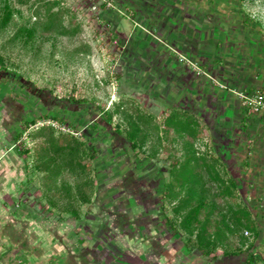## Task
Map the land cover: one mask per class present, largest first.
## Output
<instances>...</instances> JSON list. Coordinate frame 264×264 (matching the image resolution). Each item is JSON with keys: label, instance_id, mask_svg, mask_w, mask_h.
I'll return each mask as SVG.
<instances>
[{"label": "crops", "instance_id": "1", "mask_svg": "<svg viewBox=\"0 0 264 264\" xmlns=\"http://www.w3.org/2000/svg\"><path fill=\"white\" fill-rule=\"evenodd\" d=\"M114 4L103 13L113 32L121 16L140 25L124 41L114 39V44L120 42L130 91L153 97L165 113L190 114L197 126L217 132L220 155L239 182L240 198L253 210L255 229L249 230L247 239L204 255L170 226V219L157 214V187L146 188L144 197L110 187L100 199L99 189H86L83 168L79 173L61 172L54 187L46 179L38 181L48 170L35 168L32 151L19 144L31 108L23 110V97L2 100L0 85V264L263 261L264 116L248 112L238 92L264 91V34L250 27L239 0H114ZM180 55L205 73L198 74ZM34 136L36 146L47 145L50 138L46 133ZM77 140L71 139L76 146L83 143ZM71 158L82 167L83 157ZM71 174L76 183L70 182ZM86 205L96 211L84 213Z\"/></svg>", "mask_w": 264, "mask_h": 264}, {"label": "rangeland", "instance_id": "2", "mask_svg": "<svg viewBox=\"0 0 264 264\" xmlns=\"http://www.w3.org/2000/svg\"><path fill=\"white\" fill-rule=\"evenodd\" d=\"M239 1L249 15L246 17L248 23L251 22L250 27H257L264 34V0ZM93 5H98L102 11L106 10V5L96 0H0V21L4 15L10 14L4 24L0 23V54L5 57L8 71L18 74L22 81H31L40 89L52 91L56 97L75 99L78 101L75 108L82 113L86 122L103 110L112 114L113 121L108 134V130L102 128L105 126L102 120V126L95 130L97 140L94 143L81 134H61L60 129L45 123L41 116L49 104L44 97L40 99L43 106L38 107L39 112L36 113L37 123H23L25 133L20 147L32 151L35 168L48 170L46 178L39 177L38 181L45 182L46 179L50 187L55 186L61 172L69 170L79 173L82 168L84 175L81 179L86 189H99L100 199L105 196L104 190L110 187L123 191L125 195L133 193L134 196L141 194V197L147 195L146 188L157 187L160 201L157 214L170 221L175 219L176 227L186 237V231L180 227L181 218L173 210L176 204L171 202L165 184L173 180L170 172L173 161L184 159L186 153L221 154L219 135L217 132L211 134L202 124L197 126L190 114L177 111L165 113L153 97L130 91V75L123 62V53L119 51L120 42L114 44V39L124 41L140 25L136 24V19L121 16L120 25L113 32L101 10L100 13L92 10ZM50 11L57 12L58 17H55V28L45 31L43 23ZM63 27L69 32L62 33ZM23 28L32 32L28 34ZM18 31H21L19 36L12 40ZM140 88H137L138 91ZM6 89L7 93H2V100L13 102L23 97V110L28 111L33 106L30 88L23 89L19 82L8 79ZM39 133L50 136L47 145L36 146L37 143L33 142L34 135ZM71 139L83 143L79 142V146H76ZM64 145L67 146L63 148ZM12 149L13 146L7 151ZM111 152L116 153V158L109 162L97 158L99 154L103 157ZM71 157H83L82 167ZM219 169L223 173L222 165ZM99 177L101 179L97 186ZM69 179L71 183L77 182L73 174ZM204 181L212 198L219 188L218 183L206 174ZM240 199V195H237L230 201L239 203ZM217 201L222 206L217 211L226 207L221 198ZM90 211H96V208L86 205L84 213ZM245 231L228 236L226 244H236L241 238L247 239L249 236Z\"/></svg>", "mask_w": 264, "mask_h": 264}, {"label": "trees", "instance_id": "3", "mask_svg": "<svg viewBox=\"0 0 264 264\" xmlns=\"http://www.w3.org/2000/svg\"><path fill=\"white\" fill-rule=\"evenodd\" d=\"M54 4H58V2H54ZM104 11L106 10L102 11V16ZM9 15L8 13L7 16L4 15L0 23L4 24ZM55 17H58V13L50 11L47 20L43 23L45 31L55 28ZM23 30L28 31V34L32 32L28 28H23ZM20 32H16L12 40H16ZM61 32L65 33L69 30L63 27ZM0 71H8L5 57L1 54ZM101 112L104 115L102 119L108 125H113L112 114L104 110ZM32 122L34 120L29 121V124ZM131 142L135 146L134 141L131 140ZM221 165L223 173L219 169ZM170 172L173 180L165 184V190L167 194L169 193V197L171 196V202L176 204L173 207L174 213L181 218L180 227L186 231V241L191 248L207 255L226 244L229 240L228 236L236 235L241 230L255 229L252 211L248 203L242 199L239 203L230 201L234 196L240 195L239 182L231 174L220 154L214 156L213 154H200L196 151L186 153L184 159L179 158L173 161ZM205 174L215 180L219 186L212 198L209 195L210 190L205 187ZM218 198H221L225 202L223 205L226 206L219 211L217 210L222 206H219ZM205 211L207 214L203 215ZM181 213L183 215H180ZM173 220L170 221V226L176 229Z\"/></svg>", "mask_w": 264, "mask_h": 264}, {"label": "flooded vegetation", "instance_id": "4", "mask_svg": "<svg viewBox=\"0 0 264 264\" xmlns=\"http://www.w3.org/2000/svg\"><path fill=\"white\" fill-rule=\"evenodd\" d=\"M8 79H14V81L19 82L22 85L23 89L30 88L32 90L29 94L33 101V106H31V113L25 121L34 120V122L30 123L29 125H34L37 123L36 113L39 112L38 107L43 106L40 103V99L45 97L49 101L48 109L45 110V114H41V116L44 118L45 123L52 125L55 124L56 128L60 129L61 134L70 133L75 136L81 134V136H83L85 139H88L92 143L97 140L94 136L95 130L102 126V117L104 116L103 112L100 111V113H98L96 117H94V119L86 122L84 116L81 115L82 113L77 111L75 108L76 102H78L75 101V99H63L61 96L56 97L53 95L52 91L40 89L31 81H22L21 77L18 74L9 71H0V85L4 94L7 93L6 81ZM140 86H143V84ZM104 123L105 126H103L102 128H104V130H108L109 134V132L112 130L111 128L113 125H108L105 121ZM115 154L116 153L111 152L110 154L103 155V157L100 156L101 154H99V157L97 158H101L104 160L114 159L116 158Z\"/></svg>", "mask_w": 264, "mask_h": 264}, {"label": "built area", "instance_id": "5", "mask_svg": "<svg viewBox=\"0 0 264 264\" xmlns=\"http://www.w3.org/2000/svg\"><path fill=\"white\" fill-rule=\"evenodd\" d=\"M101 4L106 5V10H109L111 8L115 7L114 0H96ZM100 7L98 5H93L92 10H96L97 13H100L99 9ZM117 11L121 14H124V11L121 9H117ZM102 13V10H101ZM139 24V23H137ZM181 60L187 61L191 64V66L198 72V74L205 73L202 71L197 63L190 61L185 55H180ZM238 95L240 96L242 100V105L248 110L250 113H256L264 116V91L261 89L255 90L253 93H245V92H238ZM55 126V124H53ZM59 127V126H58ZM245 234L247 236H251V233L249 230L245 231ZM257 264H264V260L261 262H258Z\"/></svg>", "mask_w": 264, "mask_h": 264}]
</instances>
